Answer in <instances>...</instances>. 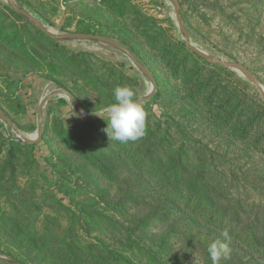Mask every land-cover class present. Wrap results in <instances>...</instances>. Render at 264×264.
<instances>
[{
    "label": "rangeland",
    "instance_id": "1",
    "mask_svg": "<svg viewBox=\"0 0 264 264\" xmlns=\"http://www.w3.org/2000/svg\"><path fill=\"white\" fill-rule=\"evenodd\" d=\"M13 2L52 35L105 36L133 58L53 39L0 0V258L205 264L223 228L245 250L228 264H264V0H177L190 46L212 60L186 46L171 0ZM117 85L138 102L153 93L145 136L127 144L109 142L99 117L82 119L113 103ZM40 128L39 142L18 140Z\"/></svg>",
    "mask_w": 264,
    "mask_h": 264
},
{
    "label": "clouds",
    "instance_id": "2",
    "mask_svg": "<svg viewBox=\"0 0 264 264\" xmlns=\"http://www.w3.org/2000/svg\"><path fill=\"white\" fill-rule=\"evenodd\" d=\"M114 102L93 113L106 122L103 131L109 142L127 144L138 141L146 134V113L144 107L135 99L134 90L127 85H117L113 90ZM223 240L216 239L208 243L207 252L213 264L230 258L231 249L226 241L230 239L228 231L221 232Z\"/></svg>",
    "mask_w": 264,
    "mask_h": 264
},
{
    "label": "water",
    "instance_id": "3",
    "mask_svg": "<svg viewBox=\"0 0 264 264\" xmlns=\"http://www.w3.org/2000/svg\"><path fill=\"white\" fill-rule=\"evenodd\" d=\"M12 6V8H14V10H16L19 14L23 15L25 18H27L28 20H30L31 22H33V24L40 30L42 31L44 34H46L47 36H50L52 37L53 39H73V38H79V39H95V40H99L101 42H104V43H107V44H110L111 46L119 49V50H122L123 52H125L126 54H128L129 56H131L133 58V56L131 55V52L129 51V49H127L126 47L122 46L121 44H119L118 42L110 39V38H107L105 36H100V35H95V34H88V33H70V34H65V35H62V36H58V35H52L37 19H35L31 14H29L27 11L17 7L15 5V3L13 2V0H8ZM174 5H175V9H174V13H175V18H176V21H177V24L179 26V28L181 29V31L183 32V35H184V38H185V44L187 47H189L192 51H194L197 55L203 57L204 59H208V60H212L213 57L193 48L192 46H190L189 42H188V34H187V31L185 29V27L183 26L182 24V21L180 19V16H179V4L177 2V0H171ZM221 64H224V65H227V66H231V67H234L236 69H238L239 71H241L244 75H246L249 80L251 81H254V78L247 72V70L245 68H243L241 65H239L238 63H223V62H220ZM137 66L139 68V70L148 78V80L151 82L153 88L155 87V81H154V78L153 76L151 75V73L149 72V70L139 64L137 62ZM261 92V95L264 99V93L260 90ZM62 92H57L55 94H52L50 96H47L46 98H44L43 100H41L40 104H39V108H38V118H39V121L41 122L42 121V112H41V108L43 106V104L49 100L52 96H55L57 94H61ZM65 93V92H64ZM66 94V93H65ZM153 96V93L149 94L148 96H146L144 99H142L141 101H139V103H142V102H145L146 100H148L149 98H151ZM69 101L71 103H73V99L71 96H69ZM96 115H86L84 118V120L86 119H93L95 118ZM0 118L1 120L3 121H7L6 117L4 116L2 110L0 109ZM13 129L15 131H17V127L15 126H12ZM41 128L39 129V135L37 137L36 140H29L27 139L25 136H23L22 134L19 133V137H18V140L21 141V142H24L26 144H31V143H36V142H39L40 140V135H41ZM0 262H3V263H8V264H21V263H10L8 262L7 260H4V259H1L0 258Z\"/></svg>",
    "mask_w": 264,
    "mask_h": 264
},
{
    "label": "trees",
    "instance_id": "4",
    "mask_svg": "<svg viewBox=\"0 0 264 264\" xmlns=\"http://www.w3.org/2000/svg\"><path fill=\"white\" fill-rule=\"evenodd\" d=\"M189 48V47H188ZM194 52V51H193ZM195 53V52H194ZM196 54V53H195ZM199 56V55H198ZM199 57H201V56H199ZM201 58H203V57H201ZM28 145V144H27ZM190 196H191V194H189V195H187V196H185L184 197V201H185V203H186V205H191L190 206V208H192L193 207V209L196 211V213H198V215L200 214V212L202 211V213L204 214V211H203V209H201V201L199 200V199H197L196 198V196H193L192 198H193V200H192V198H190ZM213 200V199H212ZM190 202H192V204H190ZM215 205V204H214ZM187 218L190 220V216H188L187 215ZM218 232H219V234L221 233V231H222V229L223 228H215ZM228 233H229V236H230V234L232 233V232H230V231H228ZM253 245H254V243H253ZM189 249V246H186V249H185V251L186 250H188ZM235 249H237V250H239V251H241V253H244V248L243 247H240L239 245H237L236 243L235 244H232V247H231V251H233V250H235ZM232 254V253H231ZM182 255H185L184 253H182ZM244 257H247V258H250V256L249 255H247V254H242ZM171 258H170V255H166V261H169ZM176 259H179V260H181V255L179 254V255H177V257H176ZM201 261H205V264H211L212 263V261H211V257L210 256H208V257H205V258H203ZM175 264H180L179 262H176ZM195 264H199V263H195ZM220 264H228V261L226 260V261H224V260H222L221 262H220Z\"/></svg>",
    "mask_w": 264,
    "mask_h": 264
},
{
    "label": "built area",
    "instance_id": "5",
    "mask_svg": "<svg viewBox=\"0 0 264 264\" xmlns=\"http://www.w3.org/2000/svg\"><path fill=\"white\" fill-rule=\"evenodd\" d=\"M132 1H136V0H132Z\"/></svg>",
    "mask_w": 264,
    "mask_h": 264
}]
</instances>
